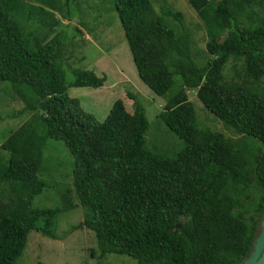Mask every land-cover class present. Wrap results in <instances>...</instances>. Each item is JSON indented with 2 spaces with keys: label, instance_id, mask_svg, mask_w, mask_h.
Listing matches in <instances>:
<instances>
[{
  "label": "trees",
  "instance_id": "16d2710c",
  "mask_svg": "<svg viewBox=\"0 0 264 264\" xmlns=\"http://www.w3.org/2000/svg\"><path fill=\"white\" fill-rule=\"evenodd\" d=\"M78 2L0 0V82L31 114L0 144V264H16L31 231L57 239L60 210L32 206L45 188L37 174L47 139L61 140L75 160L76 201H62L65 210L82 208L83 219L68 232H92L100 257L240 264L264 213V0H187L206 30L203 63L180 14L167 13L183 29L177 35L150 0H111L138 78L165 99L159 117L184 142L174 157L146 147L149 125L133 94L131 112L118 99L102 123L67 96L69 87L105 81L77 70L65 83L68 38L56 28ZM230 60L241 74L226 81ZM191 90L238 139L197 128Z\"/></svg>",
  "mask_w": 264,
  "mask_h": 264
},
{
  "label": "rangeland",
  "instance_id": "374dc122",
  "mask_svg": "<svg viewBox=\"0 0 264 264\" xmlns=\"http://www.w3.org/2000/svg\"><path fill=\"white\" fill-rule=\"evenodd\" d=\"M150 2L156 11L164 16L165 24L173 28L177 35H181L183 29L167 13L181 15L184 28L192 40V56L196 57L198 63H203L206 58V30L187 0ZM257 11L264 14L262 9L257 8ZM69 14H72V20L61 19V25L56 28V33H64L68 38L63 53L65 83L73 80V71L77 70L92 71L105 81L99 88L69 87L67 96L78 100L84 112L102 123L112 104L118 99L122 100L126 110L131 112L132 102L126 95L133 94L142 105L149 125L145 138L146 147L169 157L176 156L184 148V142L169 131L159 117L165 99L155 95L138 78L111 0H79L75 7L70 9ZM57 17L60 18L59 15ZM76 28L81 34L76 32ZM236 70L241 74L240 64L230 60L223 72L224 80H237ZM175 81H178L177 77ZM12 97L11 86L0 82V144L11 131L31 116L22 112L23 104ZM188 99L192 104L199 130L220 133L226 138H239L204 108L195 91H188ZM255 145L256 142L247 140L249 148ZM74 168L75 160L64 143L61 140L47 139L43 145L41 168L37 174L45 183V188L34 198L32 206L60 210L51 230L57 239L44 237L36 231L29 232L24 250L16 264H136L135 260L126 255L108 254L100 257L96 238L88 230L68 232L70 227L83 219L82 208L65 210L62 201L65 195L76 201L72 182ZM2 189L5 187L0 184V190ZM243 206H248V203L244 202ZM61 237L64 238L60 239Z\"/></svg>",
  "mask_w": 264,
  "mask_h": 264
},
{
  "label": "water",
  "instance_id": "95a60500",
  "mask_svg": "<svg viewBox=\"0 0 264 264\" xmlns=\"http://www.w3.org/2000/svg\"><path fill=\"white\" fill-rule=\"evenodd\" d=\"M244 259L243 264H264V213L256 230L251 249Z\"/></svg>",
  "mask_w": 264,
  "mask_h": 264
},
{
  "label": "flooded vegetation",
  "instance_id": "af4514ba",
  "mask_svg": "<svg viewBox=\"0 0 264 264\" xmlns=\"http://www.w3.org/2000/svg\"><path fill=\"white\" fill-rule=\"evenodd\" d=\"M244 260H245V259H243L242 262H241L240 264H243Z\"/></svg>",
  "mask_w": 264,
  "mask_h": 264
}]
</instances>
